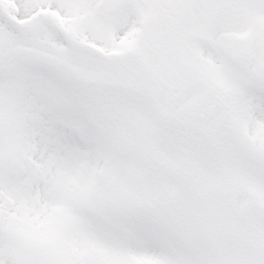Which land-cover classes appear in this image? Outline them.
I'll return each instance as SVG.
<instances>
[{
    "label": "snow or ice",
    "instance_id": "obj_1",
    "mask_svg": "<svg viewBox=\"0 0 264 264\" xmlns=\"http://www.w3.org/2000/svg\"><path fill=\"white\" fill-rule=\"evenodd\" d=\"M0 264H264V0H0Z\"/></svg>",
    "mask_w": 264,
    "mask_h": 264
}]
</instances>
